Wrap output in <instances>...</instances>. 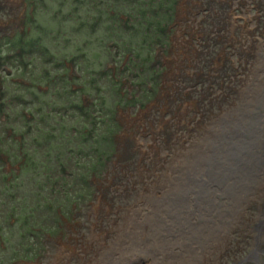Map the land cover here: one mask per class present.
I'll return each instance as SVG.
<instances>
[{"label":"rangeland","instance_id":"obj_1","mask_svg":"<svg viewBox=\"0 0 264 264\" xmlns=\"http://www.w3.org/2000/svg\"><path fill=\"white\" fill-rule=\"evenodd\" d=\"M170 6H175V14L169 20ZM96 14L101 16L98 25L95 24ZM128 16L133 26L123 24ZM79 20L78 25L74 24ZM168 20L173 23L169 30L166 28ZM117 34L123 42L117 40ZM109 41L114 42L113 47L108 45ZM35 43L47 45L49 61L40 54L23 52L22 47ZM156 44L162 46L160 50H155L153 45ZM111 58L117 67L125 59L129 62L119 80L106 65ZM262 61L264 0H0V73L4 81L0 90V121H10V112L15 115L22 108L28 112L40 111L48 116V121L52 116L63 115L47 107L63 108L71 103L72 112L68 111L67 119L64 117L61 124V127H68L77 122V116L72 115L74 112L81 114L90 106L87 100H80L83 91L87 94L85 98L99 91L109 95L114 84L121 87V92L115 95L122 98L117 109L120 128L116 140L105 141L102 146L112 153L108 167L111 175L92 178L96 190L94 196L89 194L93 196L92 204L89 205V200L78 201L82 198L81 192L87 194L92 187L76 175L70 178L56 173L60 184L69 182L71 194L68 200L63 191L55 204L64 205L61 204L64 198L67 201L63 208L60 207L67 215L63 226L54 212L46 211L42 217L52 232L44 239L36 236L34 248L28 254L32 256L30 259L25 255L30 247H23L21 254L25 258L10 263L194 262L183 258L169 261L167 251L174 253L177 246L172 245L165 251L158 247L162 243L154 238L149 249L157 252L156 257L148 250L130 249V238L134 239V234L138 236V231L131 227L129 214L135 211L140 216L152 212L157 200V208L162 213L168 212L166 205L160 204L159 197L162 193H168V197L170 187L172 193L181 194L173 186L178 173L172 169L184 167L183 152L197 142L199 135L202 136L217 117L228 115L232 107L240 103L244 85L264 75ZM3 65H9L12 72H6ZM45 68H52V75L56 73L54 83L39 76ZM99 69L105 77L98 76ZM15 77H22L26 82H19ZM70 78L76 87L73 95L69 94ZM32 120L38 121L36 117ZM22 123L21 120L16 130L22 131L23 128H19ZM116 126L115 122L110 125ZM199 129L202 130L199 132ZM70 136L77 143L83 142L85 149L89 146L82 135ZM27 140L40 148V141ZM29 175L22 172L15 181L25 179L30 185ZM258 198L256 194L250 199L257 202L251 208L255 215L258 214L255 207L259 204ZM221 209L228 213V204L224 203ZM242 211L237 212L234 238L230 237L233 241L229 240L228 221L217 219L219 223L223 221L225 227L209 241L213 253L192 244L197 255L201 251L200 255L207 257L201 264H232L234 259H240V264H258L259 254L264 249L257 248L256 254H252V233ZM165 224L169 226L168 222ZM164 233L169 234L168 231ZM217 237L219 241L214 240ZM80 246L85 250L80 251ZM97 256L102 259L98 260ZM112 258H116L115 262Z\"/></svg>","mask_w":264,"mask_h":264},{"label":"bare ground","instance_id":"obj_2","mask_svg":"<svg viewBox=\"0 0 264 264\" xmlns=\"http://www.w3.org/2000/svg\"><path fill=\"white\" fill-rule=\"evenodd\" d=\"M261 64L264 66V61ZM244 88L240 103L232 107L233 111L217 117L203 134L200 133L202 136L199 135L197 142L183 152L181 162L185 166L172 169L179 177L174 176L173 186L181 194L172 193L170 187L168 197V193L159 197L160 204L166 205L169 213H162L157 208V200L152 212L140 216L135 211L129 214L131 227L138 231V236L134 234V239L130 238V249L148 250L156 257L157 252L149 249L152 240L156 239L162 243L158 247L165 251L172 245L177 246L174 253L167 251L169 261L183 258L193 259L194 262L189 260L191 264L204 263L207 257L200 255L201 251L197 255L192 244L210 254L213 248L209 247V241L225 227L223 221L219 223L217 219L228 221L229 240L233 241L230 237L234 238V222L237 212L242 209L243 219L249 222L252 233V254H256L257 248L264 249V75L246 83ZM256 194H259V204L255 206L258 212L255 215L251 208L257 202L250 199ZM164 197L167 200L162 201ZM224 203L228 204V213L221 209ZM166 231L168 235L164 233ZM83 250L84 246H80V251ZM259 255L258 264H264V251ZM112 260L115 262L116 258ZM136 264L147 263L137 261ZM232 264H240V259H234Z\"/></svg>","mask_w":264,"mask_h":264},{"label":"trees","instance_id":"obj_3","mask_svg":"<svg viewBox=\"0 0 264 264\" xmlns=\"http://www.w3.org/2000/svg\"><path fill=\"white\" fill-rule=\"evenodd\" d=\"M43 166L41 163L34 177L29 178L32 184L28 185L27 182L23 181L15 184L13 179L6 177L11 170H5L4 163L0 162V264H12L10 261L14 262L18 258H25L21 254L23 247H30L25 251V255L27 259L32 257L28 254L34 248L36 236L44 239L47 233L52 232V228L42 217L46 211L54 212L59 218L58 221L63 222L55 204L63 191L65 195H67V191L70 192L69 183L66 188L58 182L59 179L54 177L57 168H54V172L51 171L50 167L44 170ZM22 172H24V168L18 170L19 174ZM67 199L69 200L70 197ZM49 200L52 201L49 202ZM63 200V204H67L66 199ZM60 227L58 223V228ZM8 254H12L9 259L7 258ZM36 257L39 258L37 255Z\"/></svg>","mask_w":264,"mask_h":264}]
</instances>
